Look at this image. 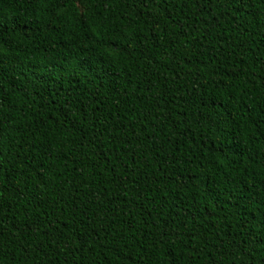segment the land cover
<instances>
[{"label":"trees","instance_id":"obj_1","mask_svg":"<svg viewBox=\"0 0 264 264\" xmlns=\"http://www.w3.org/2000/svg\"><path fill=\"white\" fill-rule=\"evenodd\" d=\"M0 264H264V0H0Z\"/></svg>","mask_w":264,"mask_h":264}]
</instances>
